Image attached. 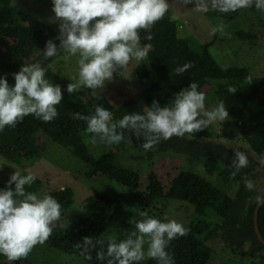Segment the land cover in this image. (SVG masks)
<instances>
[{
	"label": "trees",
	"instance_id": "1",
	"mask_svg": "<svg viewBox=\"0 0 264 264\" xmlns=\"http://www.w3.org/2000/svg\"><path fill=\"white\" fill-rule=\"evenodd\" d=\"M11 1L4 0V3L0 1V75L8 74L9 83L14 84L11 74L19 70L21 63L40 54L45 42L54 39L58 34L47 24L11 6ZM208 1L187 0V3L194 7L198 2ZM204 14L212 20L233 19L232 12L221 13L209 9ZM179 27L177 22L172 20L168 10L151 28L153 34L151 41L143 40L144 31L141 30V42L151 43L152 48L148 57L135 69L139 83L147 87L139 95L138 101L129 100L122 105L112 106L105 97L85 101L77 90L71 94L65 91L62 102L56 106L58 115L52 121L43 122L28 115L14 127L6 126L0 131V157L13 163L27 159L24 151L35 141L40 142L41 137L37 138L40 133L43 139L69 150L73 157L83 163L87 179L105 176L116 184L131 189L134 197L145 205L170 199L193 206L195 220L186 226L187 233L171 241L167 249L174 258V264H213L216 253L206 243L218 236L220 231L225 230L233 231L230 238L231 253L235 256H239L240 253L242 258L251 264H257L255 259L264 253V245L257 239L254 230V212L259 201L258 189L253 184L254 188L248 190L244 184L246 179L253 182L254 176L250 174V168L247 166L239 171L231 166L233 155L237 151L205 142L210 137L211 125L200 132L188 134L190 137L188 139L173 136L164 145L162 139L147 151L140 146L143 143L142 138L125 131V139L116 144L118 152H108L93 158L81 137L86 131V122L73 118V112L90 115L94 112L95 105H101L112 111L114 120H119L128 112L142 111L143 107L150 106L154 99L159 101L161 106L169 104L176 93L186 88L190 82H195L199 86V91L204 94L212 92L218 102H224L228 117L238 130L241 140L264 162V98L260 96L262 80L254 78L249 69L243 66L222 67L207 51L212 43L191 47L187 38L184 39V44L188 51L183 56V64L191 62L193 66L177 75L176 63L169 56L166 46L176 38ZM237 35L242 40L253 39L244 34ZM35 62L34 59L30 63ZM122 75L123 69H120L114 73V79H119ZM45 78L52 83L60 84L62 88L68 83H73L60 69L54 72L49 67L46 68ZM47 146L41 143L39 149L46 151ZM171 148L179 152L187 151L186 158L190 163H201L208 176L217 173L223 185L235 183L234 194L228 195L210 181L187 171H182L174 177L168 189L164 188L155 173L150 172L146 191L141 192L140 176L136 169L140 168L142 163L138 161L150 154L153 149L164 151ZM127 152L130 161L122 164L121 157H126ZM194 152L203 153L202 158L196 156ZM5 185L0 183V188ZM40 185L41 181L36 178L32 185H26L25 188L26 191L37 193ZM46 194L52 195L61 204L63 217L73 203L72 190L65 188L52 190ZM81 206L87 212V217L75 222L65 232L52 231L43 244L85 264H106V261L96 259V249H90L92 259L86 260L81 255L82 248L77 247V244L86 236H93L94 241L103 239L102 235L113 221L135 227L139 214L124 210L117 199L101 193L85 199ZM154 217L164 220L162 216ZM257 228L264 239V203L257 211ZM245 245L246 249H243ZM0 264L34 263L26 257L13 262L0 255ZM146 264H157V261L146 259Z\"/></svg>",
	"mask_w": 264,
	"mask_h": 264
},
{
	"label": "clouds",
	"instance_id": "2",
	"mask_svg": "<svg viewBox=\"0 0 264 264\" xmlns=\"http://www.w3.org/2000/svg\"><path fill=\"white\" fill-rule=\"evenodd\" d=\"M51 4L58 35L45 42L41 50L44 61L61 51L69 56L78 55V78L62 88L45 78L44 61L23 63L11 74L14 84L9 83L8 74L0 75V131L6 126L14 127L28 115L50 122L58 115L56 106L62 102L65 91L71 94L78 88H86L94 96L130 61H144L152 45L141 42L140 32L144 31V41H151V28L169 8L168 0H51ZM210 4L221 13L252 6L264 11V0H210ZM201 10L207 12L208 3H202ZM224 30L225 26L219 24L212 27L211 34ZM192 66L186 62L176 67L175 72L180 75ZM198 87L190 82L169 104L161 106L154 99L142 111L128 112L119 120H114L112 111L101 105H95L90 115L73 112V118L86 122V132L92 134L93 143L98 139L107 145L119 144L127 131L142 138L140 146L147 151L162 139L197 133L214 122L228 119L224 102L206 107L205 94ZM247 164L245 153H234L232 167L239 171ZM5 165L0 163V170ZM13 169L5 187L0 188V255L14 262L48 239L54 222L61 217V204L52 195L26 191L25 186L32 185L36 177L27 169ZM244 184L248 190L254 188L251 180L246 179ZM187 231L175 219L164 221L140 212L134 229L126 230L123 239L108 236L94 241L93 236H86L77 247L82 248L81 255L89 261L90 249H96V259L106 264H141L146 259L157 264H174L168 246Z\"/></svg>",
	"mask_w": 264,
	"mask_h": 264
},
{
	"label": "rangeland",
	"instance_id": "3",
	"mask_svg": "<svg viewBox=\"0 0 264 264\" xmlns=\"http://www.w3.org/2000/svg\"><path fill=\"white\" fill-rule=\"evenodd\" d=\"M0 1L4 3V0ZM179 2L168 0V10L171 13L172 20L176 21L180 27L176 38L171 40L166 46L169 56L175 61L177 67L183 65V56L187 54L188 50L184 44V39L187 38L191 47H195L197 44L204 46L212 43V46L208 47L207 51L222 67L243 66L249 69L251 74H255L261 70L264 64L263 42L259 39L255 41L254 39L242 40L237 35L244 34L248 36L252 34L253 30L258 29L264 34V23L253 10L250 8L238 9L232 12L233 19L231 20H212L203 14L201 7L189 8L184 1ZM10 4L14 8L47 24L58 34V22L55 20L54 13L52 12L51 0H12ZM219 24L225 26L224 32H218L215 35L211 34L212 27ZM34 59L36 62L44 61L43 53L41 52L23 63L29 64ZM78 59V55L69 56L66 52L61 51L57 56L44 61V64L46 68L49 67L54 72L60 69L64 76L74 83L75 79L78 78ZM142 62L130 61L123 68V75L119 79L106 82V86L97 89L94 96L91 94V90L86 88H78L77 92L85 101L105 97L112 106L122 105L129 100L138 101L139 95L147 88L143 87L135 76V69ZM23 63L20 64V67ZM205 97L206 107L218 102L212 92L205 94ZM91 136L92 134L86 131L81 134L83 142L93 158H98L108 152H118L116 145H107L98 139L93 143ZM182 137L184 139L190 138L188 134ZM37 138H40V142L35 141L30 148L24 151L27 159L21 160L20 163H13L0 157V163L6 164L0 170V183L5 185L12 172H14L13 168L18 167L29 170L41 181L37 192L41 196L52 190L71 189L73 192V203L65 215L54 222L52 231L65 232L75 222L85 219L87 212L82 209V202L96 193L117 199L122 204L124 210L133 214L146 212L152 216H162L166 221L175 219L185 227L195 220L194 207L184 202L169 199L166 202L145 205L134 197L131 189L118 185L105 176L87 179L85 177V165L73 157L69 150L59 145L51 144L45 138L43 139L40 133L37 135ZM166 141L162 140L163 145ZM205 142L223 146L234 152L242 150L249 153L250 151L248 146L241 140L238 130L229 117L226 121H217L211 124L210 137ZM41 143L48 145L46 151L39 149ZM179 147L183 146L179 145ZM155 149L147 156H141L143 158L138 161L142 163V167L140 166V168L136 169L140 176L139 190L141 192L146 191L150 172L155 173L161 180L164 188L168 189L170 181L174 177L182 171H187L194 172L210 181L215 187L223 190L228 195L232 196L234 194L236 190L235 183L225 186L218 178L217 173L213 176H208L201 163H190L187 160V151L179 152L174 148L164 151H156ZM194 153L196 156L202 158L203 153ZM128 154L127 152L125 154L126 157H121L122 164L129 163ZM28 157H31V159ZM133 229L134 227L132 226H124L117 221H113L102 236L103 239L112 236L120 240L124 238L126 230ZM226 231H229V233ZM232 234L233 231L230 230L220 231L218 236L207 241L206 244L216 253L213 264H251L242 258L239 252V256L231 253L230 246L232 243L230 238ZM243 249H246V245L243 246ZM26 259L34 264H85L78 259L49 249L44 244L39 243L33 247L32 251L26 256ZM255 262L257 264H264V253L260 254L255 259ZM141 264H146V260L142 261Z\"/></svg>",
	"mask_w": 264,
	"mask_h": 264
},
{
	"label": "flooded vegetation",
	"instance_id": "4",
	"mask_svg": "<svg viewBox=\"0 0 264 264\" xmlns=\"http://www.w3.org/2000/svg\"><path fill=\"white\" fill-rule=\"evenodd\" d=\"M176 1H178V2L184 1L185 4L189 8H196V6H199V7L202 6V2H198L194 7H191L188 5L187 0H176ZM207 3L209 5V9H212L211 4H210V0ZM250 9L253 10L262 19V22L264 23V11L257 10L254 6L250 7ZM212 10H215V9H212ZM202 12L204 14V11H202ZM232 12H234V11H232ZM263 29H264V27H263ZM247 37H252L254 39V41L259 39L264 44V34L262 33V31H259V29L253 30L252 34H249ZM252 76L254 78L262 80L263 83H262V86L260 89V95H261V97L264 98V64L262 65L261 70L256 72L255 74H252ZM239 151L244 152L242 150H239ZM244 153L246 154V156L248 158L247 167L250 168V174L254 176L253 184L258 189L257 198L259 201L264 200V162L261 159H259V157L256 154H254L252 151H249V153L248 152H244ZM259 201L256 204V208H257L258 204L260 203Z\"/></svg>",
	"mask_w": 264,
	"mask_h": 264
},
{
	"label": "water",
	"instance_id": "5",
	"mask_svg": "<svg viewBox=\"0 0 264 264\" xmlns=\"http://www.w3.org/2000/svg\"><path fill=\"white\" fill-rule=\"evenodd\" d=\"M261 96V95H260ZM263 203H259L257 208L255 209L254 212V230H255V234L257 236V239L264 245V239L261 237L258 228H257V211L259 209V207L262 205Z\"/></svg>",
	"mask_w": 264,
	"mask_h": 264
}]
</instances>
